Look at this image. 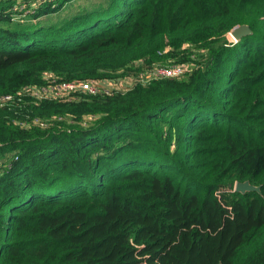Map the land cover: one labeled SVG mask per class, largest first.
Here are the masks:
<instances>
[{
  "label": "trees",
  "instance_id": "trees-1",
  "mask_svg": "<svg viewBox=\"0 0 264 264\" xmlns=\"http://www.w3.org/2000/svg\"><path fill=\"white\" fill-rule=\"evenodd\" d=\"M70 1L0 0V264H264V0Z\"/></svg>",
  "mask_w": 264,
  "mask_h": 264
},
{
  "label": "built area",
  "instance_id": "built-area-1",
  "mask_svg": "<svg viewBox=\"0 0 264 264\" xmlns=\"http://www.w3.org/2000/svg\"><path fill=\"white\" fill-rule=\"evenodd\" d=\"M182 67L180 65H173L169 68H158L155 69L152 75L156 76H177L181 74ZM112 84V83H109ZM99 85V86H98ZM114 85V84H112ZM102 88L98 82H83L80 84L74 82H56L52 81V83L43 86L41 88H34L32 91V95L37 98H62L69 99L71 98V93L76 91H83L89 93H95L98 89ZM108 91L107 89H105ZM11 94H5L0 96V106H4L7 102L12 100ZM34 123L39 124L41 126L45 125V122L41 121L38 118H34Z\"/></svg>",
  "mask_w": 264,
  "mask_h": 264
},
{
  "label": "rangeland",
  "instance_id": "rangeland-1",
  "mask_svg": "<svg viewBox=\"0 0 264 264\" xmlns=\"http://www.w3.org/2000/svg\"><path fill=\"white\" fill-rule=\"evenodd\" d=\"M96 1L94 0H71L70 2H68L67 4H65L60 10H58L55 13L49 14L47 16H43L39 19V21L37 20V26H42V25H47L48 23L52 22V23H56V24H60L63 21H69L71 20V18L77 13V10L79 8H82L83 6H85L86 4H91V3H95ZM12 18H15V15H12ZM20 19V17H17ZM26 17H23V19ZM18 19V20H19ZM65 21V22H66ZM234 30H231L230 32H228L226 34V38L228 40V42L231 43H235L237 41V38L234 35ZM187 69L186 66H182L181 69V74L183 73V71H185ZM132 73V72H131ZM153 72H146V74L143 73H135L134 75H138L139 77H141L139 79V81H141L142 83H144L146 81V79L149 77V75H152ZM180 74V75H181ZM127 78L126 80L121 79V82L119 81L118 83L116 82H106V84H104L103 82H99L100 86L104 89H111V88H117V89H121V90H125L127 88H129L133 83L131 82V78L129 77H125ZM109 83H116L114 85L109 84ZM99 86V85H98Z\"/></svg>",
  "mask_w": 264,
  "mask_h": 264
},
{
  "label": "water",
  "instance_id": "water-1",
  "mask_svg": "<svg viewBox=\"0 0 264 264\" xmlns=\"http://www.w3.org/2000/svg\"><path fill=\"white\" fill-rule=\"evenodd\" d=\"M234 29L235 30L233 33L237 38V40L240 37L250 33L249 28L245 25L235 27ZM234 190L243 193L245 191H259L260 187L250 184L249 181H244V182H237L234 186Z\"/></svg>",
  "mask_w": 264,
  "mask_h": 264
}]
</instances>
